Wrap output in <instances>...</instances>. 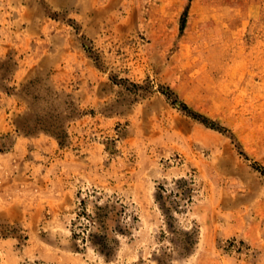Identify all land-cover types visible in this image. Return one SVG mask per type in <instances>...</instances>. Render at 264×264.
I'll return each mask as SVG.
<instances>
[{"label":"rangeland","instance_id":"374dc122","mask_svg":"<svg viewBox=\"0 0 264 264\" xmlns=\"http://www.w3.org/2000/svg\"><path fill=\"white\" fill-rule=\"evenodd\" d=\"M0 264H264V0H0Z\"/></svg>","mask_w":264,"mask_h":264}]
</instances>
